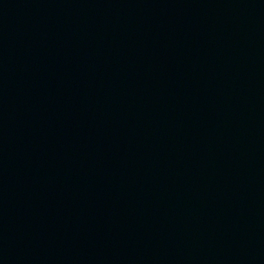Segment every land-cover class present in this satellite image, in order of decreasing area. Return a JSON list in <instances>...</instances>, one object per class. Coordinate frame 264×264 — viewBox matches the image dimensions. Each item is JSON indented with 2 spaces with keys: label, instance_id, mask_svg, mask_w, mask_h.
<instances>
[{
  "label": "water",
  "instance_id": "95a60500",
  "mask_svg": "<svg viewBox=\"0 0 264 264\" xmlns=\"http://www.w3.org/2000/svg\"><path fill=\"white\" fill-rule=\"evenodd\" d=\"M0 264H264V0H0Z\"/></svg>",
  "mask_w": 264,
  "mask_h": 264
}]
</instances>
